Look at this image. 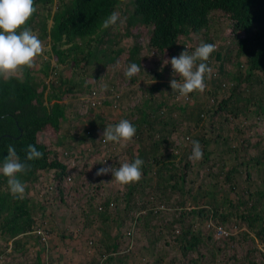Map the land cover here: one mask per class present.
Returning <instances> with one entry per match:
<instances>
[{"label": "rangeland", "instance_id": "obj_1", "mask_svg": "<svg viewBox=\"0 0 264 264\" xmlns=\"http://www.w3.org/2000/svg\"><path fill=\"white\" fill-rule=\"evenodd\" d=\"M62 3L69 4L70 0H54L50 6L37 9L39 17L30 28L44 48L32 65L35 78L46 85L59 79L69 80L71 92L63 100L65 120L61 122L60 132L56 140L42 133L41 142L55 157L72 161V169L68 171L72 181L64 189L62 203L57 194L49 196L52 191L47 188L53 181V172H40L31 181L23 182L25 191L21 195L31 202L35 226L45 227L47 242L40 249L41 241L33 235L19 236L16 241L22 247L12 252L14 241L0 235V249L11 252L0 257V264H35L36 255L42 264H264V246L257 235L259 225L250 229L236 217L253 203H257V210L264 207V197L250 198L255 192L264 194V73H253L251 83H247L246 59L236 57V43L226 35L231 21L215 11L206 30L180 38L181 51L191 52L201 41L215 43L217 48L208 59L214 62L216 71L218 68L225 71L217 80V76L206 74L204 91L184 97L178 92L174 95L170 80L179 77L173 74L171 64L164 63L149 47V30L141 26L132 28V32L140 37V49L133 62L140 63L142 69L131 78L125 75L132 62L128 57L134 45V38L126 34L132 14L131 0H122L114 10L120 19L106 27L109 37L103 33V42L99 44V34L87 44L92 54L79 67L57 65L49 37L43 36L38 21L45 20L49 28L52 14ZM108 38L112 41L108 42ZM87 40L81 41L82 47ZM215 51L222 53V60L214 59ZM111 57L114 60H108ZM46 64L51 70L48 76L41 71ZM54 72L60 73L54 75ZM220 81L224 87L219 85ZM236 85L238 90L229 101L228 111L237 107L238 115L231 111L215 113L218 103L228 99ZM94 89L106 100L111 89L119 93L118 108H91L87 100ZM157 103L164 112L159 119L169 121L164 132L157 130L158 124L154 123L150 130L153 136L145 132L139 138L135 133L127 142H114L117 150L109 158L110 163L116 162L119 167L136 156L149 155L144 166L146 175L127 185L118 183L110 172L96 175L98 168L107 165L101 164V150L93 152L97 143L91 146L93 151H86L89 141L83 137L87 129L92 124L98 126L99 120L105 128L121 119H141V114ZM162 135L168 143L160 145L162 149L157 156L161 155L167 166L151 161L152 144ZM201 138L208 141L206 151L202 150L201 159L191 160L192 141ZM232 167L237 172L228 181ZM157 169H161L163 178L160 185H157ZM99 198L113 201V208L98 212ZM159 204L160 213L147 215L151 206ZM200 209L204 215L215 210L231 213L226 222L217 221L232 230L233 238H216L206 226L205 216L198 215ZM137 214L133 246L126 250L125 232ZM187 230L198 234L200 242L195 248L183 251L180 236ZM113 244H117L116 250H112Z\"/></svg>", "mask_w": 264, "mask_h": 264}, {"label": "trees", "instance_id": "obj_2", "mask_svg": "<svg viewBox=\"0 0 264 264\" xmlns=\"http://www.w3.org/2000/svg\"><path fill=\"white\" fill-rule=\"evenodd\" d=\"M53 1L34 0L35 11L27 20L26 26L31 27L36 18L39 17L37 13L38 7L45 8L50 6ZM121 2L122 0H70L69 4L62 3L57 6L51 16L52 24L49 28H47V22L39 18L38 23L41 22L40 31L44 34L43 36L49 37L56 64L67 65L70 69H74L79 67L81 61L86 60V57L89 58L92 53L87 49L89 47L87 44L90 43L93 37H98L99 34H101L97 38L99 44L103 42L104 35L109 37L110 31H105L106 27H104L103 21ZM131 6L132 14L126 28V34L134 38V45L128 57L130 61H134L133 59L140 49V37L137 33L132 32V28L136 27L137 29L138 26H141L146 28L147 31L149 30V47L154 49L161 59L166 61L173 56H178L183 51L180 50L179 45L181 37H186L190 33L199 34L201 31L206 30L209 26L210 15L215 11H220L231 21V28L226 32V35L236 43V57H245L246 59L247 76L245 78L249 79L246 82L248 84L251 83L250 78L253 73H264V0H131ZM84 39L88 40L82 47L81 41ZM110 39L108 38L107 41H112ZM84 48L86 49V54L84 53ZM214 57L218 61L223 59L222 53L219 51H215ZM108 60L112 61L114 57L108 58ZM34 70L35 68L32 65L24 68L22 75L18 77L0 79V162L7 155L9 144L15 146L17 154L22 160L25 158L27 145L34 144L43 153V156L27 161L30 167L18 175L22 182H27L31 181L40 172H53V181L51 185H48L47 189L54 185V190L49 196L53 197L54 194H57L62 203L64 202L62 195L66 193L64 189L66 185L71 184L64 182L65 174L68 172L67 165L65 160L52 156V150L41 142V134L53 136L54 139L58 136L61 122L65 120L66 105L63 100L71 92L69 83H67L69 80L50 81L49 86L35 78ZM41 71L45 76H48L51 70L46 64ZM59 73L54 72L53 74L59 75ZM224 74L225 71L218 68L215 80ZM132 80L134 79L132 78ZM221 81L219 85H222ZM65 84L67 85L66 88H64ZM237 90L238 85L234 87L228 99H223L218 103L215 113L231 111L234 116L238 115L240 109L237 107L228 111L229 101L233 100ZM175 92L177 93V90H174V95ZM106 93H109V89ZM191 95L192 93L188 96ZM106 99L105 97L102 106L109 107L111 102ZM108 100H114L119 105V99ZM161 106V104L157 103L153 108H148L147 113L143 112L141 119L138 118L131 121L136 126V133L139 138H142L145 132L151 136L153 133L150 130L153 129L154 123L158 124L157 130L164 132L169 121L167 119H159L161 117L160 114L164 113ZM88 111L90 112V110ZM99 122L98 126L92 124L87 129L83 140L87 139L89 141L86 143L88 146H93L97 143V147H93V152H100L101 150L102 154L104 149H101L102 145H105L108 149L114 148L112 150L116 152L117 148L113 144L114 142L103 143V135L100 134V131L104 130V126L101 120ZM88 131L89 134L87 133ZM199 142L203 146V152L206 151L208 141L201 138ZM163 143H168L165 135L153 142L151 161L154 164L167 166L161 155L157 156V152L162 149L160 145H163ZM206 154L205 152V158L208 157ZM108 156V158L113 157L112 155ZM143 156L145 157L144 159ZM143 156L141 157L144 162L142 175L145 176L147 171L144 166L149 162L147 161L149 155ZM108 161H111V159H108ZM112 163L118 165L116 162ZM235 172H237V169L234 167L230 168L227 175L228 181H230L229 176ZM155 174L158 175L157 185H160L163 179L161 169H157ZM248 176L249 174L247 173ZM0 177H2L0 182V235L14 241L11 247L13 252V250L17 251L22 247V244L16 239L19 236L28 235L27 233L32 231L36 222L30 200L25 196H16L10 193L7 179L2 175ZM131 192L132 188H130V194ZM263 195L262 191L255 192L250 194V198L253 196L262 198L264 197ZM108 202L109 200L105 199L104 209L100 212H105L108 209ZM240 205L243 204L241 203ZM257 208V203H253L247 211L242 209L241 212H238L236 217L246 223L250 229H253L254 225H259L260 229L257 235L261 238L264 246V207L260 210H257ZM157 212L160 213L161 211ZM192 212L194 213L195 211ZM158 213H154L150 209L147 215L156 216ZM197 213L200 216H205L206 225L208 221L222 225L221 222H226L232 217L231 213L224 214L217 210L204 215V210L200 209ZM233 236L226 238L232 239ZM33 237L37 238V240L39 239L37 236L33 235ZM180 242L182 250L188 251L199 244L200 238L198 234L187 230L180 236ZM43 248L41 246L40 249ZM111 248L116 250L117 244H113ZM8 253L11 252L0 249V257L4 254L9 256L10 254ZM35 264H42V260L38 255H36Z\"/></svg>", "mask_w": 264, "mask_h": 264}, {"label": "clouds", "instance_id": "obj_3", "mask_svg": "<svg viewBox=\"0 0 264 264\" xmlns=\"http://www.w3.org/2000/svg\"><path fill=\"white\" fill-rule=\"evenodd\" d=\"M35 11L34 0H0V79H10L22 75L23 69L32 66L34 58L41 54L44 45L41 39L26 26V22ZM120 19L113 11L103 21L104 27L117 23ZM215 43L201 41L193 51L185 49L164 63H170L173 74L178 79L170 80V87L177 90L180 96L187 97L195 91L203 92L206 88V74L211 73V68L205 61L216 49ZM142 69L140 63L131 62L125 75L133 77ZM182 77V79H180ZM107 87V85H105ZM136 133V126L128 119H121L115 124H109L104 128L102 139L105 142H127ZM203 152L199 140L192 141V150L189 158L199 160ZM43 153L34 144H28L26 155L22 160L17 154L14 145L9 144L7 155L0 162V175L7 179L10 193L19 196L25 191V184L18 174L30 167L27 161L38 159ZM107 159L101 164H106ZM143 160L136 156L131 161H125L119 167H100L96 175L112 173V178L127 185L138 181L142 175Z\"/></svg>", "mask_w": 264, "mask_h": 264}, {"label": "built area", "instance_id": "obj_4", "mask_svg": "<svg viewBox=\"0 0 264 264\" xmlns=\"http://www.w3.org/2000/svg\"><path fill=\"white\" fill-rule=\"evenodd\" d=\"M207 64H208V66L211 68V73H210V75L211 76H213V77H216L217 76V71L215 70V68H214V62L213 61H211V60H207V62H206ZM222 86L224 87L225 86V84L224 83H222ZM111 95H109V97H111L112 99H119V96H120V94L119 93H115L114 92V90L113 89H111ZM108 97V98H109ZM105 99V97H103L102 95H100L99 93H98V90L97 89H94V90H91L90 91V93H89V98H88V103H89V105H90V107L91 108H97V106H99V105H101L102 104V102H103V100ZM88 134H89V131L87 132ZM105 141L103 140V143H104ZM105 150H104V149ZM101 149H103V153L101 154V162L103 161V160H105V159H107V161H106V164L105 165H107V166H113V168H116V167H118L117 165H115V164H113V163H110V161H108V152H109V150H108V148H106V146L105 145H102V148ZM86 151L87 152H90V151H93L92 149H91V146L89 145V146H87V148H86ZM65 158V157H64ZM61 159H63V156L61 157ZM73 159H75V158H73ZM72 159V160H73ZM64 160V159H63ZM65 164L67 165V170L69 171V168H70V170L72 169V166H73V163H72V161H66L65 160ZM111 173V172H110ZM71 181H72V176L70 175V173L68 172V175H66L65 177H64V182H66V183H71ZM49 191H52V190H54V185H52L49 189H48ZM104 201H105V199H103V200H101L100 198H99V201H98V206H97V208H96V210L98 211V212H100V211H102L103 209H104ZM106 203V202H105ZM107 206H108V208H113V206H114V203L112 202V201H109L108 203H107ZM161 206V204L160 205H156V206H151V210L154 212V213H157V211L158 210H160V208H162V207H160ZM137 216H138V214L135 216V219H134V221L133 222H131L130 224H129V226H128V228H127V230H126V232H125V239H126V242H125V247H126V250H130L131 248H132V246H133V241H132V239H133V237H134V232H135V227H136V219H137ZM208 228H210V229H212V231H213V234L215 235V237L216 238H226V237H229V236H231V235H234V233H232V230L231 229H229V228H227V227H225V226H223V225H221V224H219V225H217V224H214L213 222H211V221H208V224L206 225ZM27 234H32V235H34V236H37L38 238H39V240L41 241V246L42 247H44V244H46V242H47V235H46V231H45V227L42 225V226H40V225H36V226H34V228L32 229V231H30V232H28ZM44 243V244H43Z\"/></svg>", "mask_w": 264, "mask_h": 264}, {"label": "crops", "instance_id": "obj_5", "mask_svg": "<svg viewBox=\"0 0 264 264\" xmlns=\"http://www.w3.org/2000/svg\"><path fill=\"white\" fill-rule=\"evenodd\" d=\"M108 99H112V98H108ZM107 101H108V102H111V103H110L111 105H109V108H111V109L118 108L119 105H118L114 100H113V101H112V100H111V101H110V100H107ZM101 106H102V104L99 105V106H97V108H100ZM112 149H114V148H112ZM112 149H108V150H109L108 153H109L110 156H111V155H114V153H113L114 150H112ZM54 155H55V154H54ZM54 155L52 154V156H53L54 158H57V159L63 160V159H61V157H57V156L55 157Z\"/></svg>", "mask_w": 264, "mask_h": 264}]
</instances>
